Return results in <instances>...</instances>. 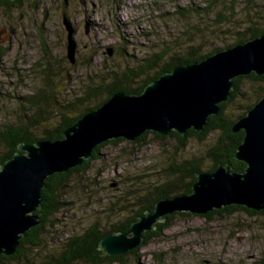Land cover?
Here are the masks:
<instances>
[{
  "label": "rangeland",
  "instance_id": "obj_1",
  "mask_svg": "<svg viewBox=\"0 0 264 264\" xmlns=\"http://www.w3.org/2000/svg\"><path fill=\"white\" fill-rule=\"evenodd\" d=\"M12 4L0 6V126L35 117L36 107L26 104L27 97L51 93L56 105L50 100L47 125L34 127L39 134L57 122L56 107L82 97L88 87L100 83V77L134 68L162 50L168 60L174 53L205 54L223 48L236 42L237 32L250 21L264 19V0H225L207 11V0H19ZM182 10L189 13L181 16ZM217 16L224 19L217 23ZM64 20L73 29V64L67 59ZM256 86L243 82L241 93L247 96L234 98L228 107L232 113L245 112L241 106H246ZM105 97L78 106L73 114ZM214 136L202 141L190 138L184 148L174 138L159 140L152 134L142 144L108 143L85 174L70 179L61 211L52 218L53 226L45 228L44 246L55 249L93 224L102 233L125 224L140 208L139 200L150 199V188L164 183L171 163L199 158L202 170H207L211 165L207 151ZM100 264H264V214L233 210L210 219L175 215L147 245L125 253L120 262Z\"/></svg>",
  "mask_w": 264,
  "mask_h": 264
},
{
  "label": "water",
  "instance_id": "obj_2",
  "mask_svg": "<svg viewBox=\"0 0 264 264\" xmlns=\"http://www.w3.org/2000/svg\"><path fill=\"white\" fill-rule=\"evenodd\" d=\"M1 1V0H0ZM67 59L74 60L72 26ZM264 75V34L207 56L199 62L174 68L150 83L139 95L113 94L97 109L67 128L62 139L19 145L18 152L0 166V255L15 253L25 233L41 223V190L54 173H65L92 157L102 143L123 139L134 142L146 132L166 137L172 132L201 133L210 116L219 112L240 76ZM243 131L234 159L245 164L235 172L229 162L214 172H201L189 194L159 200L121 234L106 235L99 243L102 256H121L143 243L144 233L155 230L164 216L174 213L206 215L228 206L256 212L264 209V96L238 119L232 132Z\"/></svg>",
  "mask_w": 264,
  "mask_h": 264
},
{
  "label": "trees",
  "instance_id": "obj_3",
  "mask_svg": "<svg viewBox=\"0 0 264 264\" xmlns=\"http://www.w3.org/2000/svg\"><path fill=\"white\" fill-rule=\"evenodd\" d=\"M225 0H207L208 6L213 7L217 3H222ZM233 1V0H231ZM12 2H19V0H1L0 6L13 5ZM192 11V10H190ZM189 13V10H182L179 12L181 16ZM206 14V13H204ZM223 16H217V21L223 20ZM218 23V22H217ZM264 34V19L259 18L258 21H250L249 25L237 32L238 39L236 42L225 45L223 48H215L214 50L201 54L198 50H191L188 53L172 54L166 60V50L156 53L151 58L145 59L143 62L137 64L134 68L108 73V76L100 77V83L88 87L83 93L82 97L76 98L69 104H62L56 107L57 122L53 125H48L47 128L42 130L39 134L35 130L36 127L47 125L45 115L49 114L50 100L55 101L51 93H38L27 97L26 104L35 106V117H29L25 123L21 124H4L0 126V166L10 159L15 153L18 152L19 145H32L42 140H58L62 139V133L69 127L73 126L84 114L97 109L103 102L108 100L113 94L117 92H124L129 95H139L143 92L146 86L158 80L164 73L171 72L174 68L190 65L199 62L217 53L221 50L233 47L236 44L244 43L248 40L257 38ZM179 55V56H178ZM258 83L251 92L248 94L246 106H241L245 110L243 114L235 115L228 108L230 103L239 96L246 97V93H241L243 82ZM233 90L230 93V98L227 102L219 104V112L215 116H210L206 125L201 133L195 132L192 129L187 131L185 136L172 132L166 136L174 138L179 141L182 148L185 147L186 141L194 138L197 141H202L206 137L214 134V143L207 151V158H209L211 165L207 170H202L201 161L199 158L183 159L177 163H171L169 166V176L163 184L151 187L147 192L151 197L142 203L139 200L138 205L140 208L135 214L129 218L125 224H116L111 226L110 231L102 233L98 226L93 224L87 227L82 233L73 235L65 242L61 243L55 249L46 248L43 240L47 235V226H53L52 218L56 216L63 207L61 199L66 195V187L70 179L75 174H85L91 161L98 158L99 151L108 143L117 144L124 142L123 139L111 140L97 146L89 161L83 162L82 165L72 168L65 173H54L49 176L44 183V188L41 190V199L43 200L41 207L36 210V214L40 216L41 223L25 233L23 238L19 241V246L15 253L11 256L5 257L0 255V264H100L104 262L115 263L120 262L122 256H102L101 251L98 249L100 241L109 234H121L127 231L131 224L137 218L144 216L145 212H153L155 204L161 199H170L178 195L189 194L192 191V185L196 182V175L201 172H214L220 163L229 162L232 170L235 172H243L245 164L234 159L237 147L242 143L244 133L232 132L233 124L246 113L264 96V75L256 76L254 73L248 76H240L232 80ZM106 95L103 101L96 103L91 107H85L79 114H73L74 109L78 106L85 105L88 101H97L100 97ZM35 127V128H34ZM34 128V130H33ZM152 134L159 140H164L166 137H161L156 133L146 132L137 138L134 143L142 144L145 142L146 137ZM171 177V178H170ZM233 210H243L249 215H263L264 209L256 212L246 209L241 206H228L218 211H212L206 215H199L201 218H212L223 212H231ZM175 215L190 216L188 213H174L171 216H164L163 221L156 224V229L161 231L168 225ZM158 231L145 232L142 246L158 235ZM141 247V246H140ZM140 247L131 251L134 253Z\"/></svg>",
  "mask_w": 264,
  "mask_h": 264
},
{
  "label": "flooded vegetation",
  "instance_id": "obj_4",
  "mask_svg": "<svg viewBox=\"0 0 264 264\" xmlns=\"http://www.w3.org/2000/svg\"><path fill=\"white\" fill-rule=\"evenodd\" d=\"M130 253H131V251H130Z\"/></svg>",
  "mask_w": 264,
  "mask_h": 264
}]
</instances>
